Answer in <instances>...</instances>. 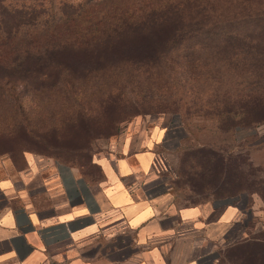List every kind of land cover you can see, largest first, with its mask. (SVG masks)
Segmentation results:
<instances>
[{
	"label": "trees",
	"instance_id": "trees-1",
	"mask_svg": "<svg viewBox=\"0 0 264 264\" xmlns=\"http://www.w3.org/2000/svg\"><path fill=\"white\" fill-rule=\"evenodd\" d=\"M62 82L71 90L89 83L103 113L121 110L96 129L80 104L59 123L51 110L48 124H34L23 98ZM136 87L145 99L134 102V110L142 107L134 114L177 115L185 139L208 137L186 143L180 175L231 179L237 190L214 198L245 193L248 206L254 195L264 205V177L249 157L255 137L239 140L264 122V0H0V155L23 151L22 165L24 152L47 155L95 177L97 164L82 163L81 153L133 112L125 108ZM249 237L259 248L239 246L236 262L264 264V229H249Z\"/></svg>",
	"mask_w": 264,
	"mask_h": 264
},
{
	"label": "crops",
	"instance_id": "crops-1",
	"mask_svg": "<svg viewBox=\"0 0 264 264\" xmlns=\"http://www.w3.org/2000/svg\"><path fill=\"white\" fill-rule=\"evenodd\" d=\"M138 124L93 158L95 177L24 152L22 167L0 177V264H238L239 246L259 248L249 229H264L260 197L249 228L231 204H182L149 188L165 128Z\"/></svg>",
	"mask_w": 264,
	"mask_h": 264
},
{
	"label": "rangeland",
	"instance_id": "rangeland-1",
	"mask_svg": "<svg viewBox=\"0 0 264 264\" xmlns=\"http://www.w3.org/2000/svg\"><path fill=\"white\" fill-rule=\"evenodd\" d=\"M65 87H67L68 90H65ZM69 87H71V83H69L68 86L66 83L62 82L58 89L47 91L42 96L36 94L25 96L22 103L24 111H26L30 120L36 125H46L48 124V114L53 110L56 112L55 122L59 123L64 113H72L74 109H76V106L80 104V107L82 106L85 112L88 113V116L92 118V121L90 122L91 128L96 129L102 119H113L118 111L121 110V107L117 110H115L116 107H110L104 112L105 115L103 111L98 108L100 92L97 91L95 87L89 85V83L84 85L81 83H75L72 90ZM144 91V89L136 87L135 90L128 93V99H131V105L126 107L125 110L129 111L128 109H132L131 111L133 112L131 113L129 111L130 115L117 125V129L112 136L100 138L96 135L91 141L88 151L86 153H81L83 156L81 157V162L86 164L90 158L100 157L109 153L116 137L127 125L134 121L138 122V125H143L149 130L164 126V136L161 142L154 147L156 155L155 171H158V180L153 182L149 188L158 191L169 190L174 200L182 204L208 200L213 204L218 205L219 202L236 201L237 204L233 206L241 212L243 224L247 223L248 225L252 222L255 224L256 220L259 221L260 208H256L254 202L255 195L252 197L250 206H248L249 203L247 204V198L244 195L245 193L241 195L239 194L240 197L237 198V200H220L216 199V197L214 198L215 195L227 194L237 190V187L233 186V184L231 186V179L197 177L188 180L186 177H183L178 173L181 167V155L186 143H193L196 146H199L198 143H204L207 136L203 135L204 132L201 131L198 135L192 138L188 137V140L185 139L188 134L184 131L177 115L147 112L148 109L145 108H143L145 109V112L134 114V111L138 109L140 105L134 110L133 104L136 100L145 99ZM5 116L6 114L0 112V120ZM241 136L255 137L253 144L256 146L250 150L249 157L254 160L256 166H259L260 179L264 177V122L259 123L257 126H252L246 130V132L241 133L239 140L242 138ZM72 138L73 140H79L77 134H74ZM159 138L160 136L158 139ZM193 138L196 140L193 141ZM22 152L23 151H18L14 156L8 154L0 155V177L13 174L15 170H18L21 167ZM233 153L236 154L235 151ZM212 193L214 194L212 195ZM260 215L263 221L264 211Z\"/></svg>",
	"mask_w": 264,
	"mask_h": 264
}]
</instances>
